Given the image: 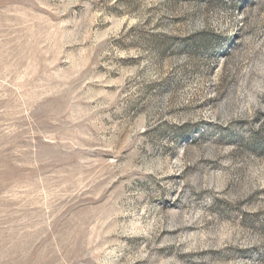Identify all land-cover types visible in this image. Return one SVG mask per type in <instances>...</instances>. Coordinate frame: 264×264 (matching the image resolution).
<instances>
[{"label":"rangeland","instance_id":"rangeland-1","mask_svg":"<svg viewBox=\"0 0 264 264\" xmlns=\"http://www.w3.org/2000/svg\"><path fill=\"white\" fill-rule=\"evenodd\" d=\"M0 264H264V0H0Z\"/></svg>","mask_w":264,"mask_h":264}]
</instances>
